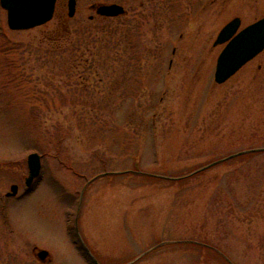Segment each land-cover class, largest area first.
<instances>
[{
  "label": "rangeland",
  "instance_id": "obj_1",
  "mask_svg": "<svg viewBox=\"0 0 264 264\" xmlns=\"http://www.w3.org/2000/svg\"><path fill=\"white\" fill-rule=\"evenodd\" d=\"M103 2L126 14H95ZM235 16L264 0H77L71 17L57 0L24 30L0 7V264H45L35 246L46 264H264V150L193 172L264 147V49L214 81ZM136 168L165 176L120 173Z\"/></svg>",
  "mask_w": 264,
  "mask_h": 264
},
{
  "label": "water",
  "instance_id": "obj_2",
  "mask_svg": "<svg viewBox=\"0 0 264 264\" xmlns=\"http://www.w3.org/2000/svg\"><path fill=\"white\" fill-rule=\"evenodd\" d=\"M76 1L77 0H66L67 15L69 17L75 12ZM55 3L56 0H0V6L6 12L7 26L12 30L29 29L47 22L53 16ZM90 8H92L96 14L105 17L117 16L125 13L123 6L116 2L93 3ZM91 17L90 15L89 18ZM240 23L241 20L238 16L231 18L220 28L213 42L214 45L225 43L216 58L214 69V81L216 83H222L227 80L247 61L264 49V16L239 29ZM258 150H264V147L249 148L233 152L198 167L193 172L200 171L228 158ZM26 164L28 174L25 177V184L28 186L40 172V155L35 151L28 153L26 156ZM126 171L130 170H125L124 172ZM136 172L160 176L140 170ZM17 189V184H11L10 190L6 195H15ZM166 242L172 241H162L157 245ZM153 247L154 246L138 254L131 261L139 258ZM48 254L49 252L46 249L37 248L36 255H34L39 261H44Z\"/></svg>",
  "mask_w": 264,
  "mask_h": 264
},
{
  "label": "flooded vegetation",
  "instance_id": "obj_3",
  "mask_svg": "<svg viewBox=\"0 0 264 264\" xmlns=\"http://www.w3.org/2000/svg\"><path fill=\"white\" fill-rule=\"evenodd\" d=\"M119 4H121L122 6H123V8L125 9V13L124 14H122V15H125L126 14V11H127V9L124 7V5L121 3V2H118ZM225 43H223V44H220V45H224ZM36 251H37V247H34L33 248V253L36 255ZM52 260H53V256H52V254H48V256L44 259V261H39V262H41V263H49V262H52Z\"/></svg>",
  "mask_w": 264,
  "mask_h": 264
},
{
  "label": "trees",
  "instance_id": "obj_4",
  "mask_svg": "<svg viewBox=\"0 0 264 264\" xmlns=\"http://www.w3.org/2000/svg\"><path fill=\"white\" fill-rule=\"evenodd\" d=\"M104 18V17H103ZM70 44H74V42H70L68 45H70Z\"/></svg>",
  "mask_w": 264,
  "mask_h": 264
},
{
  "label": "bare ground",
  "instance_id": "obj_5",
  "mask_svg": "<svg viewBox=\"0 0 264 264\" xmlns=\"http://www.w3.org/2000/svg\"><path fill=\"white\" fill-rule=\"evenodd\" d=\"M245 65V64H244Z\"/></svg>",
  "mask_w": 264,
  "mask_h": 264
}]
</instances>
